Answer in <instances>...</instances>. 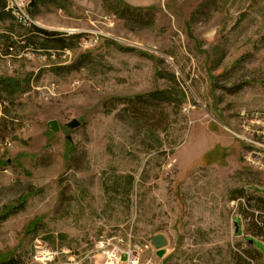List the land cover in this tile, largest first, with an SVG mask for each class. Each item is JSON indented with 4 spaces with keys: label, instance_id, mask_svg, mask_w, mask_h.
I'll use <instances>...</instances> for the list:
<instances>
[{
    "label": "rangeland",
    "instance_id": "374dc122",
    "mask_svg": "<svg viewBox=\"0 0 264 264\" xmlns=\"http://www.w3.org/2000/svg\"><path fill=\"white\" fill-rule=\"evenodd\" d=\"M6 1L0 42L60 58L0 59V264H264L232 204L264 196V0Z\"/></svg>",
    "mask_w": 264,
    "mask_h": 264
},
{
    "label": "built area",
    "instance_id": "2783aa9c",
    "mask_svg": "<svg viewBox=\"0 0 264 264\" xmlns=\"http://www.w3.org/2000/svg\"><path fill=\"white\" fill-rule=\"evenodd\" d=\"M22 3L23 7L19 5V2ZM30 0H7L4 4V11L10 13L15 22L22 27L27 28H35L37 26L35 21L32 19L31 15L29 14L28 5ZM70 34H77L70 33ZM7 43L0 42V59L5 60L9 67H13L14 63L17 61H21L24 58H34L37 57L38 61H47L53 59L60 58V50L52 51L47 50L41 47V45H31L27 42L24 38H19L14 35ZM100 42L99 39L95 40L94 42H90L88 39L81 42V46L84 49H90ZM70 54V51H67ZM2 106V105H1ZM260 121L264 123V119L262 118H252L249 122ZM236 135V132H234ZM262 136V135H260ZM237 137V135H236ZM264 137V136H263ZM239 141L242 142L244 145V161L246 167H264V150L255 148L254 145L248 144L244 139L239 138ZM260 142V140H259ZM232 204L236 205V209L239 208V212L242 216V219L246 224L249 226H254L256 228V232H260L259 236L257 237L258 240L264 242V197L259 198L254 195H243L242 197H238ZM243 231L246 232V230ZM245 235V233H243ZM119 252L120 257L117 259V256H110V263H119L121 261L122 255L127 254V252L115 250V253ZM132 255V256H131ZM134 263L137 262V257L134 254H130Z\"/></svg>",
    "mask_w": 264,
    "mask_h": 264
},
{
    "label": "trees",
    "instance_id": "16d2710c",
    "mask_svg": "<svg viewBox=\"0 0 264 264\" xmlns=\"http://www.w3.org/2000/svg\"><path fill=\"white\" fill-rule=\"evenodd\" d=\"M32 10V9H31ZM5 16L3 15V13H0V19L1 18H4ZM42 32V31H41ZM51 36H56V34H54V35H49V34H47V37H48V39L47 40H56V41H53V42H55L57 45H56V47H59V48H62V49H66V48H68V49H72V45H73V43H72V39H64L63 37H51ZM48 42V44L46 43V44H43L42 46L44 47V49H48V47H49V43L51 42V41H47ZM0 85H3V84H0ZM4 87H8L7 85L5 86V85H3ZM27 196H24L23 198H22V200H24L25 198H26ZM15 208V211H19V210H21L22 208H23V204L22 203H20V205L19 206H17V207H14ZM10 212H12V209H10V210H8V211H6L5 213H6V215H3L2 217H0V221H2L3 219H5L6 217H7V215L10 213ZM250 232H252V233H254L255 235H253V236H259V233L260 232H256V228L254 227V226H251V229H250ZM6 264H14V262H12V261H9V263H6Z\"/></svg>",
    "mask_w": 264,
    "mask_h": 264
},
{
    "label": "water",
    "instance_id": "95a60500",
    "mask_svg": "<svg viewBox=\"0 0 264 264\" xmlns=\"http://www.w3.org/2000/svg\"><path fill=\"white\" fill-rule=\"evenodd\" d=\"M34 4L35 3L32 2L31 5H30V8H33L34 7ZM49 126H51V130L53 132H59L60 131V126H59L58 122L55 121V120L54 121H51L49 123ZM78 126H80V122L77 121V120H73L72 122H70L68 124V127H70V128H76ZM235 226L237 228L236 229V232L238 233L239 232V225H238V223H236ZM152 242H153V245L155 246V248L159 251L158 254L159 255H162L163 254V251H164L163 249L168 244L167 239L164 236H162V235H157V236H155L153 238ZM250 243L253 244V241H250Z\"/></svg>",
    "mask_w": 264,
    "mask_h": 264
},
{
    "label": "bare ground",
    "instance_id": "6f19581e",
    "mask_svg": "<svg viewBox=\"0 0 264 264\" xmlns=\"http://www.w3.org/2000/svg\"><path fill=\"white\" fill-rule=\"evenodd\" d=\"M251 168H253V169H255V170L259 171V172L264 173V167H251Z\"/></svg>",
    "mask_w": 264,
    "mask_h": 264
}]
</instances>
